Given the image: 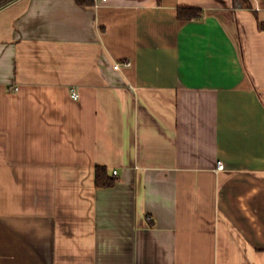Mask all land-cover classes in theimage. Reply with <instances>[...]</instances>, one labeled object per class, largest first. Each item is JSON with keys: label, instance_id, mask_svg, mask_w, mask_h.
<instances>
[{"label": "crops", "instance_id": "crops-1", "mask_svg": "<svg viewBox=\"0 0 264 264\" xmlns=\"http://www.w3.org/2000/svg\"><path fill=\"white\" fill-rule=\"evenodd\" d=\"M248 1L0 8V264H264V0Z\"/></svg>", "mask_w": 264, "mask_h": 264}, {"label": "trees", "instance_id": "trees-1", "mask_svg": "<svg viewBox=\"0 0 264 264\" xmlns=\"http://www.w3.org/2000/svg\"><path fill=\"white\" fill-rule=\"evenodd\" d=\"M14 0H0V8L5 6L6 4L13 2ZM245 4L248 6L249 1L243 0ZM81 4H90L93 3L94 0H78ZM203 14V11L201 8L198 7H179L178 9V17L181 20H191V19H197L200 18ZM264 26V23H262ZM118 181V178L115 175H112L109 173V170L105 166L98 165L96 167V178L95 183L99 187H111L116 184Z\"/></svg>", "mask_w": 264, "mask_h": 264}, {"label": "built area", "instance_id": "built-area-1", "mask_svg": "<svg viewBox=\"0 0 264 264\" xmlns=\"http://www.w3.org/2000/svg\"><path fill=\"white\" fill-rule=\"evenodd\" d=\"M96 1H99V0H96ZM122 64H126V65H130L131 64V61H124L123 63L119 62L115 65L116 68H119ZM72 91V95L75 99H77L79 97V93L77 91V89L75 88H72L71 89ZM225 167V164L223 163V161H220L218 163V169H224ZM114 174H117V170H114Z\"/></svg>", "mask_w": 264, "mask_h": 264}]
</instances>
